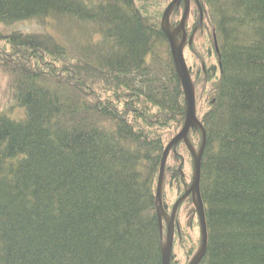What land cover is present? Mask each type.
Returning <instances> with one entry per match:
<instances>
[{"label": "trees", "instance_id": "1", "mask_svg": "<svg viewBox=\"0 0 264 264\" xmlns=\"http://www.w3.org/2000/svg\"><path fill=\"white\" fill-rule=\"evenodd\" d=\"M173 1L0 0V27H44L0 29V70L25 113L0 111V264H162L160 210L172 215L194 177L184 141L166 158L163 185L160 176L187 121L162 32ZM191 2L184 53L207 137L200 264H264V0ZM184 9L176 5L172 29ZM188 138L199 151L201 128ZM166 186L178 193L174 205ZM186 205L196 241L181 224ZM177 213L171 264H180L176 248L190 264L203 245L192 197Z\"/></svg>", "mask_w": 264, "mask_h": 264}, {"label": "water", "instance_id": "2", "mask_svg": "<svg viewBox=\"0 0 264 264\" xmlns=\"http://www.w3.org/2000/svg\"><path fill=\"white\" fill-rule=\"evenodd\" d=\"M184 0H174L166 9L165 13L162 19V32L165 33L166 38L168 39L170 53L172 54L173 63L175 64L177 75L180 78L181 85H183V92L185 96L186 101V117L187 121L184 126V129L181 131L179 135H177L171 143L166 147V151L163 156V163L161 166V178L165 174V165H166V158L169 155V153L172 151V147H174L177 143L184 141L187 149H189L192 159H194L193 164V170H194V177H193V184L192 186L186 190V193L183 197L179 198L173 207L172 215L170 219L168 220L167 224V238L164 242V249H163V262L162 264H171L173 260V251H174V242H175V232L178 229L179 226L176 224V218L178 215V210L180 206L185 202L186 199L189 197H192V200L195 205V209L198 212L200 223H201V233H202V248L198 252L197 256L190 262V264H200L202 260L205 258V254L208 249V224L206 223V212L204 203L201 198V191H200V184H201V175H202V161H203V155L205 152V146L207 142L206 137V130L205 127H203V124L200 122L197 114H196V95L194 91V85L192 82V77L190 74V70L188 68V65L186 64L185 60V53L184 48L187 44V32L185 31L187 26V20L189 18V15L191 13V0H185V12L181 19L180 24V31L182 32V38L178 42L177 41V32H174V30L171 28V22H170V16L175 9L176 5L181 4ZM192 40V39H191ZM214 41H216L214 37ZM216 51L218 52L217 47V41H216ZM194 126H198L202 130V138H203V144L201 146V149L197 151L192 147L188 135L190 134L192 128ZM160 192V188H159ZM159 225L161 227V234L164 233V224H163V217L160 216L159 218ZM164 237V235H163Z\"/></svg>", "mask_w": 264, "mask_h": 264}, {"label": "rangeland", "instance_id": "3", "mask_svg": "<svg viewBox=\"0 0 264 264\" xmlns=\"http://www.w3.org/2000/svg\"><path fill=\"white\" fill-rule=\"evenodd\" d=\"M179 26H177L176 28H173L174 32H177V34H178L177 35V41L178 42L181 40V37H182V32L179 31L180 30ZM0 29H1V32L3 34L7 35V34L14 33V32H21V33H25V34L39 33V31L44 30V27H41L34 20H29L27 22H17V24L2 25L0 27ZM0 48H3L2 42H0ZM197 49H198L197 52H200L199 44H198ZM185 60H186V64H188V68H189L190 64H192L193 61L190 57L186 58V55H185ZM206 61H208L209 64H214L215 66L218 65V62L215 58V55H213V54L209 57V60L207 58ZM11 95H12V93H10L8 77L4 72H2V70H0V111L8 112V114L11 115L12 118H14V119H20L21 117H23L25 115L24 109L14 106V103H12ZM207 106L208 105L205 104V109L207 108ZM171 134H172V132H171ZM192 169L193 168H192L191 164L187 165L186 170H188L189 175L191 173H194ZM164 178L165 177H163V179H162V185L164 184ZM161 187L162 186L160 185V192H159L160 195H162L161 194V189H162ZM166 192H167L166 197H167L168 203H170V205H174V202L178 198V193L176 192L175 189L171 190L169 186H166ZM181 213H182V216H181L180 220H181V224H183V226H184L185 234H190V235L193 234V239L196 241L200 235L199 231H198L199 227L197 225V222H198L197 217H196V219L193 218L192 213H191V209L189 208L188 205L185 206V208L182 210ZM160 214L164 219V224H166L168 222V220L170 219L171 215L168 214V212H166L165 210H163V208H161ZM186 247H188V245ZM186 251H187V249H186ZM175 253H176V256L178 257L179 263L180 264H186V257L184 256V251L176 248Z\"/></svg>", "mask_w": 264, "mask_h": 264}, {"label": "flooded vegetation", "instance_id": "4", "mask_svg": "<svg viewBox=\"0 0 264 264\" xmlns=\"http://www.w3.org/2000/svg\"><path fill=\"white\" fill-rule=\"evenodd\" d=\"M188 23V22H187ZM187 40H188V34H187ZM203 71L205 72L206 71V64L204 63L203 65Z\"/></svg>", "mask_w": 264, "mask_h": 264}, {"label": "bare ground", "instance_id": "5", "mask_svg": "<svg viewBox=\"0 0 264 264\" xmlns=\"http://www.w3.org/2000/svg\"><path fill=\"white\" fill-rule=\"evenodd\" d=\"M187 45V44H186Z\"/></svg>", "mask_w": 264, "mask_h": 264}]
</instances>
